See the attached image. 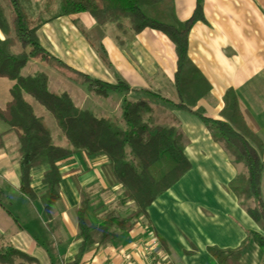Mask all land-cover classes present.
Instances as JSON below:
<instances>
[{"label":"crops","instance_id":"crops-1","mask_svg":"<svg viewBox=\"0 0 264 264\" xmlns=\"http://www.w3.org/2000/svg\"><path fill=\"white\" fill-rule=\"evenodd\" d=\"M35 1L41 5L44 2V6L37 8L32 16L26 14L41 23L35 36L42 49L55 60L90 78L111 85L118 78L131 89L149 90L171 103L177 102L172 83L176 57L173 45L164 35L152 29L132 35L127 25L118 28L114 23L101 28L85 13L58 16L59 5L55 3L53 8H48V0H20V4ZM195 2L173 0L174 18L179 22L188 20ZM201 4L204 21H196L190 28L187 55L208 83L209 93L196 106L203 109L206 117L220 119L224 93L233 90L244 114L243 124L233 121V127L243 132L251 145H261L260 157L264 161V0H202ZM50 9L53 12L47 14ZM7 11L5 7V15L10 19ZM84 35L103 45L112 71L98 60ZM12 50L20 51L19 47ZM36 73L46 75L49 91L67 93L76 107L95 116L120 118L121 95L110 93L99 99L84 85L67 80L39 60L25 62L19 72L24 77H33ZM3 80L6 79H0V108L9 101L8 89L12 85L11 81ZM136 95L140 94L131 92L127 98ZM26 96L29 95L23 94L24 101L47 124L51 140L65 146L57 138L59 131L54 118L43 107L46 113L40 111L38 103L28 102ZM140 96L149 105L153 100ZM116 99L118 105L114 104ZM157 101L159 111L155 113L152 109L154 119L156 123L180 128L183 154L190 167L152 200L146 209V218H140L128 232H118L109 245L93 244L87 248L80 264H217L210 249H238L244 240L245 250L238 262L264 264V233L227 185L243 172L242 165L231 163L199 118ZM51 124L57 130L55 134ZM6 131L7 126L0 121V133H3L0 137V247L17 249L34 258L37 264L70 263L80 245L74 217V209L79 205L75 183L91 193L93 205L88 216L96 226L103 223L99 219L101 212L120 193L118 185L110 186L103 177L102 168L107 159L100 156L86 160L73 154L59 161L56 165L61 174L60 196L50 215L44 210L41 198L29 200L19 193L16 139L13 131ZM48 169L44 164L29 171V186L36 195L47 188L42 178ZM262 196L264 199V184Z\"/></svg>","mask_w":264,"mask_h":264},{"label":"trees","instance_id":"trees-1","mask_svg":"<svg viewBox=\"0 0 264 264\" xmlns=\"http://www.w3.org/2000/svg\"><path fill=\"white\" fill-rule=\"evenodd\" d=\"M58 1V16L72 17L85 13L101 28L114 23L118 28L127 25L132 35L144 29L159 32L173 45L176 57L172 82L177 96L174 104L152 91L131 89L118 78L115 85H111L70 69L42 49L35 36L41 23L28 17L20 0H0V32L3 35L0 38V79L12 82L8 89L9 101L0 108V121L7 126L6 132L13 131L15 135L19 193L29 200L41 198L44 210L53 215V204L60 196L58 183L61 174L56 164L73 154L86 160L105 156L107 162L102 168L103 177L110 186L120 187L113 204L106 206L99 215L103 223L96 226L88 216L93 205L91 193L75 183L79 205L74 209V217L80 245L73 260L66 264H80L87 248L93 244L109 245L118 232H128L140 218H146V209L152 200L170 188L190 167L183 154L184 140L180 128L156 123L153 108L141 94L199 118L212 140L227 153L231 163L242 165L243 172L227 185L252 222L264 233L261 145H251L246 135L233 127V121L238 124L244 122L236 94L231 89L224 93L220 119L206 117L203 109L196 106L197 101L209 93V85L190 61L187 43L192 25L196 21H204L202 0H196L192 15L184 22L174 18L173 0ZM5 2L6 6L3 5ZM4 6L10 19L5 15ZM73 24L80 28L74 20ZM84 37L98 60L112 71L103 45L99 41H90L86 35ZM15 47H19L18 53L12 50ZM29 60L47 63L67 80L84 85L99 99L108 97L110 93L121 95L120 118L95 116L76 107L67 93H55L46 88L47 77L43 73H36L33 77L20 76L21 68ZM131 92L140 95L127 98ZM23 94L29 95L54 118L59 131L57 138L65 146H58L51 140L47 124L24 101ZM44 164L49 166L42 178L47 188L41 195H36L29 186V171ZM129 203L131 208L127 206ZM123 207L127 210H122ZM245 246L244 240L238 249L209 251L217 264H240L238 261ZM0 264H37V261L12 247H0Z\"/></svg>","mask_w":264,"mask_h":264},{"label":"rangeland","instance_id":"rangeland-1","mask_svg":"<svg viewBox=\"0 0 264 264\" xmlns=\"http://www.w3.org/2000/svg\"><path fill=\"white\" fill-rule=\"evenodd\" d=\"M49 1V6H48V8H53V6H54V4L56 3V4H58L59 5V1L58 0H48ZM37 1H35V2H29L28 4H26V5H23V4H21L22 5V7H23V9H24V11L26 12V13H28L29 15H33L34 13H35V11H37L36 9L37 8H42L43 6H44V2L42 3V5H41V3L39 4V2L37 3V4H39V7H37ZM4 5L6 6V2L4 3ZM35 9V10H34ZM48 13L47 14H51L53 11L50 9V11H47ZM3 81H5V83L7 82V80H3ZM26 99L28 100V102H31V103H33V105H36V103H35V101L31 98V97H29V96H26ZM158 101L157 100H151L150 101V106L151 107H153V110L155 111V113H157V111H159V107L157 106L158 104H156ZM118 103H119V101H118V99H116V102H114V104L116 105H118ZM162 105V104H161ZM37 107H39V109H40V111H42V112H44V113H46L43 109H42V107L40 108V106H37ZM113 107H114V105H113ZM113 107L111 108L113 111H114V109H113ZM117 109V108H116ZM119 111V110H118ZM117 113V112H116ZM47 115H49V114H47ZM50 118L49 119H51L52 120V118H51V116H49ZM4 125V124H3ZM54 124H51V130H52V133L53 134H55V132L57 131L56 130V128L53 126ZM115 199L116 198H114V200L113 201H115ZM111 204H113V203H110L109 205H111ZM129 208H131V205H129ZM128 208V209H129ZM127 210V208H125V207H123V209L122 210ZM125 210V211H126ZM125 211H123V212H125Z\"/></svg>","mask_w":264,"mask_h":264}]
</instances>
